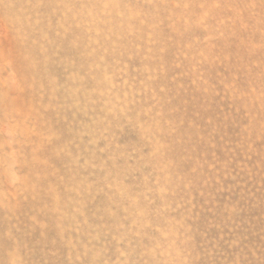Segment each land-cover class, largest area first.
I'll return each mask as SVG.
<instances>
[{"label":"rangeland","instance_id":"374dc122","mask_svg":"<svg viewBox=\"0 0 264 264\" xmlns=\"http://www.w3.org/2000/svg\"><path fill=\"white\" fill-rule=\"evenodd\" d=\"M0 264H264V0H0Z\"/></svg>","mask_w":264,"mask_h":264},{"label":"bare ground","instance_id":"6f19581e","mask_svg":"<svg viewBox=\"0 0 264 264\" xmlns=\"http://www.w3.org/2000/svg\"><path fill=\"white\" fill-rule=\"evenodd\" d=\"M99 1V0H98ZM51 2H52V0H51ZM66 3V2H65ZM72 6V5H71ZM64 12V11H63ZM123 16V15H122ZM113 17V16H112ZM119 20V19H118ZM140 27V26H139ZM23 29V28H22ZM142 33V32H141ZM77 34V33H76ZM144 36V35H143ZM28 41V40H27ZM17 42V41H16ZM25 43V42H24ZM19 46V45H18ZM26 46V45H25ZM24 46V47H25ZM36 46V45H35ZM20 47V46H19ZM22 47V46H21ZM33 52V51H32ZM20 53H21V50H20ZM32 56V55H31ZM27 58V57H26ZM39 58V57H38ZM38 58H37V60H38ZM44 58V57H43ZM34 59V58H33ZM25 60V59H24ZM29 60V59H28ZM34 60H36V59H34ZM40 60H41V58H40ZM29 62V61H28ZM27 62V63H28ZM41 67H43V66H41ZM40 68V67H39ZM43 71V70H42ZM30 74V73H29Z\"/></svg>","mask_w":264,"mask_h":264}]
</instances>
